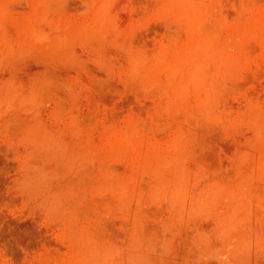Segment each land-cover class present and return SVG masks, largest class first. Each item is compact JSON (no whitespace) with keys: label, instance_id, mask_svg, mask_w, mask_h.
I'll return each mask as SVG.
<instances>
[{"label":"rangeland","instance_id":"obj_1","mask_svg":"<svg viewBox=\"0 0 264 264\" xmlns=\"http://www.w3.org/2000/svg\"><path fill=\"white\" fill-rule=\"evenodd\" d=\"M0 264H264V0H0Z\"/></svg>","mask_w":264,"mask_h":264}]
</instances>
